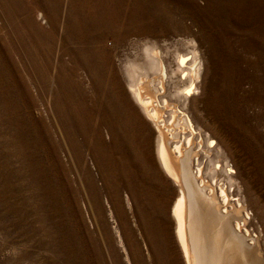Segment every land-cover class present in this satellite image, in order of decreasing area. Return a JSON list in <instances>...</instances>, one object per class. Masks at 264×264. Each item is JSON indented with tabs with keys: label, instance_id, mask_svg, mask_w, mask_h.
<instances>
[{
	"label": "rangeland",
	"instance_id": "374dc122",
	"mask_svg": "<svg viewBox=\"0 0 264 264\" xmlns=\"http://www.w3.org/2000/svg\"><path fill=\"white\" fill-rule=\"evenodd\" d=\"M148 38L199 42L202 113L264 203V0H0V264H124L119 223L137 264H180L164 207L173 188L109 71Z\"/></svg>",
	"mask_w": 264,
	"mask_h": 264
},
{
	"label": "bare ground",
	"instance_id": "6f19581e",
	"mask_svg": "<svg viewBox=\"0 0 264 264\" xmlns=\"http://www.w3.org/2000/svg\"><path fill=\"white\" fill-rule=\"evenodd\" d=\"M37 16L47 23L44 12ZM134 45L123 60H111L109 71H119L116 91L148 127L143 146L151 150L160 179L173 188L164 201L174 242L171 257L180 264H264V203L242 175L233 147L200 107L209 69L204 50L194 38L183 48L155 38ZM55 80L53 73L52 85ZM108 136L103 132L104 141ZM124 194L119 204L138 234L143 258L151 260L135 220V198ZM114 229L124 264H137L121 224Z\"/></svg>",
	"mask_w": 264,
	"mask_h": 264
}]
</instances>
